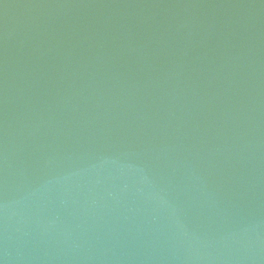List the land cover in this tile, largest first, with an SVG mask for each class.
<instances>
[{"label":"water","instance_id":"95a60500","mask_svg":"<svg viewBox=\"0 0 264 264\" xmlns=\"http://www.w3.org/2000/svg\"><path fill=\"white\" fill-rule=\"evenodd\" d=\"M0 264H264V0H0Z\"/></svg>","mask_w":264,"mask_h":264}]
</instances>
